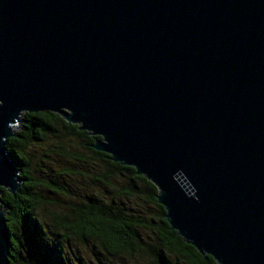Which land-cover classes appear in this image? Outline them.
<instances>
[{"label":"water","instance_id":"1","mask_svg":"<svg viewBox=\"0 0 264 264\" xmlns=\"http://www.w3.org/2000/svg\"><path fill=\"white\" fill-rule=\"evenodd\" d=\"M25 112L99 137L201 255L264 264V0H0V194Z\"/></svg>","mask_w":264,"mask_h":264},{"label":"trees","instance_id":"2","mask_svg":"<svg viewBox=\"0 0 264 264\" xmlns=\"http://www.w3.org/2000/svg\"><path fill=\"white\" fill-rule=\"evenodd\" d=\"M22 120L16 136L7 139L6 150L24 181L14 195L3 188L0 194V207H8L9 264H217L170 229L152 182L91 148L99 137L57 113L25 112ZM34 147H41L46 157L99 167L93 175L71 168L59 172L76 176V183L89 178L97 187L79 194L55 179H41L40 165L33 167L30 158ZM42 190L68 200L53 204ZM144 205L153 213L144 211ZM79 247L89 248L93 261L79 256ZM28 250L34 257L31 263L24 259Z\"/></svg>","mask_w":264,"mask_h":264},{"label":"rangeland","instance_id":"3","mask_svg":"<svg viewBox=\"0 0 264 264\" xmlns=\"http://www.w3.org/2000/svg\"><path fill=\"white\" fill-rule=\"evenodd\" d=\"M43 152L41 147H34L32 148L31 152H30V158L33 164V167L35 166H39L40 165V171L38 170V173H41L40 178L47 181L50 178L55 179L57 181L58 184H63L66 187H68L69 189L73 188L74 191H78L79 194H82L84 192H90L93 188L97 187V185H94L93 183H91V180L89 178H78L79 180H77L76 183V176H68V175H63L64 177L59 175V172H62L63 169L65 168H71L72 172L76 171V169H79L80 171H82L85 174L88 175H93L95 171H99L100 168L99 167H93V166H81L80 164L69 160V159H64L61 157H57V156H51L50 157H46L48 153ZM46 155V156H45ZM47 161V163H45ZM37 171V169H36ZM63 173V172H62ZM92 173V174H91ZM88 180V183L87 181ZM77 184V186H76ZM92 192H97V191H92ZM42 193L47 196L50 199V202L54 203H62V202H67L68 199H66L65 196H62L59 193H46V190H42ZM47 194V195H46ZM133 203V202H132ZM140 209V206L138 207ZM143 210L146 211L147 213L151 212L153 213V208L149 207L148 205H144L143 206ZM32 251H27V253L25 252V256L24 259L27 261H32L33 262V256H32ZM78 255L82 256L83 259H86L87 261H93V255L92 252L90 251L89 248H83L79 247L78 249ZM95 264L96 260H94ZM31 263V262H30ZM89 263V262H88ZM119 263V262H118ZM120 264V263H119Z\"/></svg>","mask_w":264,"mask_h":264}]
</instances>
